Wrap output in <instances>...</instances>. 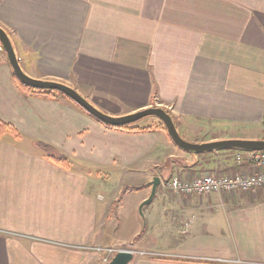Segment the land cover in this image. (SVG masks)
Here are the masks:
<instances>
[{
	"label": "crops",
	"instance_id": "1",
	"mask_svg": "<svg viewBox=\"0 0 264 264\" xmlns=\"http://www.w3.org/2000/svg\"><path fill=\"white\" fill-rule=\"evenodd\" d=\"M23 70L110 115L166 109L186 140L264 128V0H0ZM0 264H264V188L187 194L170 178L252 174L240 150L194 155L157 117L110 128L71 99L24 92L0 46ZM39 144L52 146L68 165ZM155 177L161 179L153 200Z\"/></svg>",
	"mask_w": 264,
	"mask_h": 264
},
{
	"label": "water",
	"instance_id": "2",
	"mask_svg": "<svg viewBox=\"0 0 264 264\" xmlns=\"http://www.w3.org/2000/svg\"><path fill=\"white\" fill-rule=\"evenodd\" d=\"M0 42L7 53L13 73L19 81L34 89L54 90L63 93L102 123L115 127H121L134 124L146 117H157L165 125V128L173 142L182 150L194 155L228 149L241 151H264V138H224L201 143L190 142L180 134L172 115L160 106H151L125 115H110L92 104L78 90L65 83L53 80L37 79L28 75L23 70L18 60L10 34H8L2 26H0ZM160 182L161 179L159 177H155L153 179L152 193L149 198L142 203L141 207L149 204L153 200ZM133 259L134 254L132 252L120 251L112 258L110 264H130Z\"/></svg>",
	"mask_w": 264,
	"mask_h": 264
},
{
	"label": "built area",
	"instance_id": "3",
	"mask_svg": "<svg viewBox=\"0 0 264 264\" xmlns=\"http://www.w3.org/2000/svg\"><path fill=\"white\" fill-rule=\"evenodd\" d=\"M0 46L2 47L1 43ZM238 160L240 162L245 160L262 169L252 174H209L186 180L173 177L164 184L176 191L197 195H208L215 192H248L264 188V151H239ZM82 248L100 253L106 263H109L120 251H130L142 257L155 256V252L141 249L133 244H88Z\"/></svg>",
	"mask_w": 264,
	"mask_h": 264
},
{
	"label": "trees",
	"instance_id": "4",
	"mask_svg": "<svg viewBox=\"0 0 264 264\" xmlns=\"http://www.w3.org/2000/svg\"><path fill=\"white\" fill-rule=\"evenodd\" d=\"M14 79L16 81V83L18 84V86L26 93H29V94H39V95H46V96H50V97H59V96H64V97H67L65 96L63 93L59 92V91H54V90H40V89H34L30 86H27L25 85L24 83H22L21 81H19L17 79V77L14 75ZM68 98V97H67ZM70 99V98H69ZM74 102V101H73ZM77 106H79L76 102H74ZM83 111H85L86 113H88L86 110H84L81 106H79ZM90 114V113H88ZM139 122V121H138ZM134 123V124H129L127 126H121V127H115V126H111V125H108V124H105L103 123L105 126L107 127H110V128H118V129H129V130H135V131H139V130H144V128H140V127H137L136 124L138 123ZM162 122V121H161ZM163 124V122H162ZM0 126H1V129H5V128H11L15 133H16V130L15 128H12L11 126L7 125V124H4L3 122L0 121ZM163 126H165L163 124ZM40 147L46 152L48 153V155H50V157L55 161L57 162L58 164L60 165H63V166H67L68 165V162H67V159L64 155L62 154H59L52 146L48 145V144H39ZM228 150H236V149H228ZM216 151H211V152H206V153H202V154H197V155H203V154H207V153H214Z\"/></svg>",
	"mask_w": 264,
	"mask_h": 264
},
{
	"label": "rangeland",
	"instance_id": "5",
	"mask_svg": "<svg viewBox=\"0 0 264 264\" xmlns=\"http://www.w3.org/2000/svg\"><path fill=\"white\" fill-rule=\"evenodd\" d=\"M1 43V42H0ZM3 46V45H2ZM146 118H148V117H146ZM141 121V120H140ZM180 132V131H179ZM181 134V133H180ZM248 137H252V138H246V139H263L264 138V128H262L261 129V132H260V134H256V132H253V134H251L250 136H248ZM230 138H245V137H243V136H238V137H230ZM186 139V138H185ZM188 140V139H187ZM188 141H190V142H192V140H188ZM194 143H198V142H195V140H194ZM121 243V242H120ZM113 244H118V243H113ZM122 244H124V245H127V244H133V245H136L133 241H127V242H123ZM126 247V246H125ZM85 250H87V249H85ZM92 251V250H91ZM95 252V251H94ZM96 253H98V252H96ZM100 256H101V254L100 253H98ZM134 256H137V255H134ZM101 259H102V261H103V263H106V262H104V260H103V258H102V256H101ZM111 262V261H110ZM110 262L109 263H106V264H110Z\"/></svg>",
	"mask_w": 264,
	"mask_h": 264
}]
</instances>
